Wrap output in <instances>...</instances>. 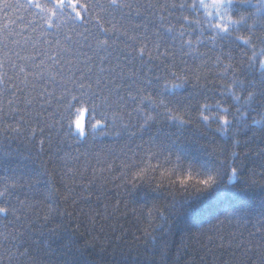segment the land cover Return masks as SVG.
I'll return each instance as SVG.
<instances>
[{
    "label": "snow or ice",
    "instance_id": "obj_1",
    "mask_svg": "<svg viewBox=\"0 0 264 264\" xmlns=\"http://www.w3.org/2000/svg\"><path fill=\"white\" fill-rule=\"evenodd\" d=\"M223 3L224 0H0V38L8 41L10 36H19L30 26V30L36 32L38 20L42 21L39 37L43 38L32 41L31 36L23 37L26 47L16 52L11 76L6 67L9 53L3 52L0 56V84L12 90V98L8 99L4 96L5 89H0V96L7 100L4 106L7 112L0 109V123L6 125L4 131L19 132L20 127L5 119L6 115L19 113L16 124L26 123L31 136L39 137L35 143L38 153L51 152L55 145L63 170L59 181L63 191L52 187L50 196L58 201L62 197L74 208L73 212L62 211L59 202L19 197L12 206L0 203V214L10 215L15 225L9 229L5 221V231L0 232V264L4 261L36 264L34 258L13 259L25 256L27 250L17 249L15 241L36 221H47L56 214L71 217L78 210V218L93 225L99 217L92 215L90 207L80 209L78 204L89 200L94 191L107 183L122 189L118 193L122 197L119 203L124 204L129 186L135 188L137 181L143 179L144 171L133 176L126 166L124 170L116 169L120 175L115 176L105 167L109 175L105 176L104 171L97 175L89 158L95 159L97 166L102 161L94 143L89 145L88 141L95 142L97 136H119L123 128L132 127V113L122 111L130 106L129 101L132 104L139 101L140 106L134 108V112H143L145 101H150L162 111L172 113L174 118L190 116L187 110L186 116L174 115L164 99L153 94V86L174 87L192 81L208 88L218 97L211 103L220 111H207L211 103L204 102L202 108L206 111L196 115L206 121L215 118L221 131H227L236 117L243 120L248 116L242 107L251 99V93L245 98L235 85L239 81L240 64L255 61L264 67V16L244 13L234 18L222 7ZM33 9L35 11H30ZM200 9L207 17L218 16V19H209L206 27L200 18ZM258 11H264V3H260ZM193 13L195 19L190 18ZM245 20H249L252 30L233 33L248 45L240 49L237 59L231 49L222 48L219 32L227 33L233 24ZM257 24L261 25L259 30L255 29ZM13 43L20 45L21 41ZM202 47L207 50L201 51ZM196 56L200 57L199 64L190 63L189 58ZM229 91L241 108H234L224 99ZM18 105L30 106V109ZM84 109H87L88 123L77 127V117ZM145 115L147 120L153 118L151 114ZM138 122L137 117L136 124ZM169 172L167 170L165 175ZM232 172L235 174L236 169ZM191 178L189 172L188 178L180 183L187 184ZM85 181L87 183H83ZM214 182V176H207L198 182L197 191ZM18 187L14 183L0 185V198L7 200ZM157 187L163 185L158 183ZM96 198L99 200V195ZM150 229L151 224L143 229V235L150 234ZM229 237L231 240L225 246L223 241ZM215 239L216 236L209 237L210 241ZM219 239V249L227 253V259L221 255L210 264H264V228L247 235L228 231L227 235L221 233ZM201 244L206 250L204 259H208L209 253L215 254L216 249L202 241Z\"/></svg>",
    "mask_w": 264,
    "mask_h": 264
},
{
    "label": "trees",
    "instance_id": "obj_2",
    "mask_svg": "<svg viewBox=\"0 0 264 264\" xmlns=\"http://www.w3.org/2000/svg\"><path fill=\"white\" fill-rule=\"evenodd\" d=\"M261 2L264 0H224L222 7L234 18L244 13L264 16V11H258ZM199 13L206 27L209 19H218V16L207 17L203 9ZM190 18L195 19V13ZM249 20L233 24L227 33L219 32L222 48L231 49L237 59L240 49L248 45L233 33L251 31ZM40 23L42 21L38 20L35 25L36 32H32L30 26L19 36H10L8 41L0 38V56L3 52L9 53L6 67L10 76L14 74L11 65L16 52L26 47L23 37L31 36L32 41L43 39L39 37ZM260 28V24L255 25V29ZM168 38L171 39L170 34ZM15 40H20V45L13 43ZM206 50V47L201 48V51ZM199 59L198 56L189 58L190 63L196 64ZM238 77L236 89L245 98L251 93V99L242 107L248 116L243 120L236 117L227 131L216 126L215 118L206 121L196 115L206 111L202 108L204 102L211 103L218 97L192 81L174 87L152 88L153 94L161 96L174 110V115L186 116L185 110L191 113L185 119L174 118L172 113L162 111L150 101H145L143 112H134L133 109L140 106L139 101L136 104L129 101L130 106L122 111L132 113V127L123 128L119 136H97L95 142L89 139L88 144L94 143L102 163L97 166L93 158H89V162L97 175L101 171L109 175L106 167L119 176L116 169L124 170L129 166L133 176L144 171L143 179L137 181L135 188L129 186L124 204L119 203L122 197L118 193L122 189H116L111 183L94 191L86 202H79L78 208L90 207L92 215L99 217L93 225L79 219L78 210L71 217L56 214L47 221L34 222L25 229L26 234L15 241L17 249L27 250L25 256L13 259L34 258L36 264H210L221 255L227 259V253L219 249L221 233L227 235L228 231H233L247 235L264 228V119H260L264 117V67L255 61L240 64ZM0 89H5L4 96L12 98L10 86L0 84ZM224 99L234 108H241L230 91L225 93ZM5 105L7 100L0 96V109L7 112ZM18 106L30 109V106ZM207 111H220V108L211 103ZM146 113L153 118L147 120ZM19 115L5 117L7 122L20 127L19 132L4 131L6 125L0 123V185L19 186L7 200L0 198V203L12 206L17 197L45 199L53 204L59 202L62 211L73 212V206L62 197L58 201L50 196L52 187L61 188L59 181L63 171L55 145L51 152L38 153L35 143L39 137L31 136L26 123L16 124ZM88 119L87 109L80 111L77 127L82 128ZM76 135L73 130V136ZM167 170L170 172L165 175ZM185 172L187 175L183 174ZM189 172L191 180L181 184ZM209 175L215 177L211 186L201 191H197V187L189 189L190 184L199 186L201 177L205 179ZM158 183L163 187H157ZM190 192L194 194H186ZM11 220L10 215L0 214V232L5 231V221L7 228L15 226ZM149 224L151 233L143 235V229ZM210 236L216 239L210 241ZM230 240L231 237L223 241L225 246ZM201 241L216 249L214 255L208 254V259H204L206 250Z\"/></svg>",
    "mask_w": 264,
    "mask_h": 264
},
{
    "label": "clouds",
    "instance_id": "obj_3",
    "mask_svg": "<svg viewBox=\"0 0 264 264\" xmlns=\"http://www.w3.org/2000/svg\"><path fill=\"white\" fill-rule=\"evenodd\" d=\"M183 174L187 175V173H186V172H185V173H183ZM192 174H193V175H196L195 171H193V172H192ZM201 178L203 179L204 177H201ZM192 187H198V186H197V185H195V184H190V185H189V189H191ZM190 194H194V193H191V192H190Z\"/></svg>",
    "mask_w": 264,
    "mask_h": 264
}]
</instances>
